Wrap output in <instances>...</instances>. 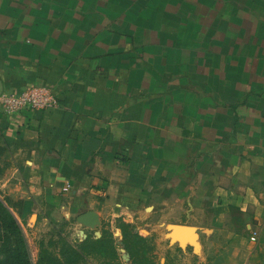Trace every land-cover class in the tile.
I'll return each mask as SVG.
<instances>
[{
  "label": "crops",
  "instance_id": "0c3cea01",
  "mask_svg": "<svg viewBox=\"0 0 264 264\" xmlns=\"http://www.w3.org/2000/svg\"><path fill=\"white\" fill-rule=\"evenodd\" d=\"M31 87L59 105L0 115L20 222L186 225L164 264H264V0H0V94Z\"/></svg>",
  "mask_w": 264,
  "mask_h": 264
},
{
  "label": "rangeland",
  "instance_id": "374dc122",
  "mask_svg": "<svg viewBox=\"0 0 264 264\" xmlns=\"http://www.w3.org/2000/svg\"><path fill=\"white\" fill-rule=\"evenodd\" d=\"M0 195L2 198H7L1 193ZM21 223L27 238L33 264H36L38 261L41 243H44L51 253L60 256V251L63 248L62 242H67L76 251V264H127L124 262V257L126 259V256L116 250V238H113L115 228H121V225L124 224L122 221H116L112 224V227H109L105 231L106 235L104 234L103 238H96L97 236L93 232L89 234V237H85L86 235L81 236L79 232V228L81 227L77 225L74 217L70 220L59 219L58 221H54L41 231L33 229L36 220L33 222L27 220ZM104 226L106 228L107 225ZM167 230L169 229L162 227V229L158 230L159 234L157 233V235L155 234V236L153 235L149 239H144V241H140L138 238L128 237L131 251H133V264H160L161 262L164 264V259L160 261L163 258V255L160 254L165 252L166 245H168L169 233H167ZM126 233L130 235L131 230H127ZM143 233L146 234L144 231ZM57 240H59L58 245H50V241ZM158 242L160 245H158ZM170 254L168 253V255ZM167 262L169 264L168 259ZM175 262L177 264H197L199 259L197 257H187L179 254L174 264Z\"/></svg>",
  "mask_w": 264,
  "mask_h": 264
},
{
  "label": "trees",
  "instance_id": "16d2710c",
  "mask_svg": "<svg viewBox=\"0 0 264 264\" xmlns=\"http://www.w3.org/2000/svg\"><path fill=\"white\" fill-rule=\"evenodd\" d=\"M12 209L11 201L0 195V264H33L22 223ZM58 244L59 240L50 241ZM62 245L58 256L41 243L36 264H76V251L67 242Z\"/></svg>",
  "mask_w": 264,
  "mask_h": 264
},
{
  "label": "built area",
  "instance_id": "2783aa9c",
  "mask_svg": "<svg viewBox=\"0 0 264 264\" xmlns=\"http://www.w3.org/2000/svg\"><path fill=\"white\" fill-rule=\"evenodd\" d=\"M59 105L57 95L48 87H31L20 93L0 94V115H16L22 111H49ZM70 186L63 191L67 192ZM252 240H256L255 236Z\"/></svg>",
  "mask_w": 264,
  "mask_h": 264
},
{
  "label": "water",
  "instance_id": "95a60500",
  "mask_svg": "<svg viewBox=\"0 0 264 264\" xmlns=\"http://www.w3.org/2000/svg\"><path fill=\"white\" fill-rule=\"evenodd\" d=\"M97 219L98 215L95 212L88 211L79 218V221L82 224L94 226L97 223ZM168 229L170 231L168 237L171 242L178 243L181 247L191 245L194 248H197L199 246L197 242L198 235L194 232V227L170 224L168 225Z\"/></svg>",
  "mask_w": 264,
  "mask_h": 264
},
{
  "label": "flooded vegetation",
  "instance_id": "af4514ba",
  "mask_svg": "<svg viewBox=\"0 0 264 264\" xmlns=\"http://www.w3.org/2000/svg\"><path fill=\"white\" fill-rule=\"evenodd\" d=\"M120 222H121V220H120ZM103 228L104 227L102 226L103 235H102L101 238H103L104 234L106 235L105 231H107V230H104ZM120 229H121V237H120V239H115V241H116L115 242L116 243L115 244L116 250H118L119 252L124 254V256H125V254L129 256L128 259L127 258L125 259V257L123 256L124 257V262H126L127 264H133V258H134L133 254H132L133 251H131V246H130V244L128 242L129 239H127V238L128 237L138 238L140 241H144V238H142V237L138 236L137 234H135L133 232L132 228H131V225H129V224H125V223L122 224ZM127 230H131V234L130 235L126 233Z\"/></svg>",
  "mask_w": 264,
  "mask_h": 264
}]
</instances>
